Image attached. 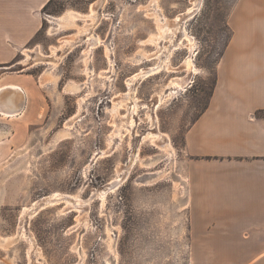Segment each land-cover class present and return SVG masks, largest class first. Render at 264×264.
Returning <instances> with one entry per match:
<instances>
[{"label":"rangeland","instance_id":"1","mask_svg":"<svg viewBox=\"0 0 264 264\" xmlns=\"http://www.w3.org/2000/svg\"><path fill=\"white\" fill-rule=\"evenodd\" d=\"M41 14L5 68L36 87L22 115H0V264H254L264 247L193 245L183 145L229 42L264 49V0H50Z\"/></svg>","mask_w":264,"mask_h":264},{"label":"crops","instance_id":"2","mask_svg":"<svg viewBox=\"0 0 264 264\" xmlns=\"http://www.w3.org/2000/svg\"><path fill=\"white\" fill-rule=\"evenodd\" d=\"M49 1L0 0V115H22L34 93L35 78L5 68L40 32ZM232 43L207 105L184 134L190 215L200 223L193 245L264 247V49L237 51Z\"/></svg>","mask_w":264,"mask_h":264},{"label":"bare ground","instance_id":"3","mask_svg":"<svg viewBox=\"0 0 264 264\" xmlns=\"http://www.w3.org/2000/svg\"><path fill=\"white\" fill-rule=\"evenodd\" d=\"M198 1V0H197ZM195 2V1H194ZM199 3V2H198ZM97 4H99L98 2H96V4H94V3H92V5H91V7H92V15H90L91 17H94L95 16V14L96 13H94L95 12V6L97 5ZM90 11H91V9H90ZM72 16H74V14H71ZM81 15H79V17H80ZM90 16H89V18H90ZM181 18H182V16H179L177 19H176V21L175 22H169V21H167L166 19H164V21L163 20H158L157 18V20L158 21H160L161 22V25L160 26H158V28H160V35H159V37H163L164 38V36H168V35H166V32L167 31H169L170 30V32H172V34L174 33L175 34V32L180 28L181 29V22H180V20H181ZM87 24V23H86ZM179 24H180V27H179ZM83 27V26H82ZM81 28V27H80ZM85 28H86V25H85ZM180 34H181V32H180ZM158 35V34H157ZM182 36H184V38H186V41H187V46L189 47V48H191L192 47V39L188 36V35H186V33L185 32H183V29H182ZM77 37V36H76ZM65 38V37H64ZM152 38V37H151ZM150 38V39H151ZM155 38V37H154ZM156 40H157V38H155ZM155 39H154V42H156L155 41ZM74 40H75V38H74ZM69 41V40H68ZM71 43V42H70ZM160 52V51H159ZM38 60V59H37ZM163 62V61H162ZM161 62V63H162ZM183 65L186 67V68H190L191 67V65H192V60H191V58L190 57H188V58H186L185 60H184V62H183ZM161 66V65H160ZM159 71V66H155V67H153V68H150V69H148V70H145L144 72H143V75H147V74H149V73H156V72H158ZM142 75V74H141ZM173 84H176V85H179L180 83L178 82V81H174L173 82ZM133 89L134 88H130V91L127 93V94H125L124 96H123V99H125V100H123V101H125V102H127L128 100H130V99H132V93L133 92H131V91H133ZM134 97V96H133ZM121 101V100H120ZM116 104V103H115ZM126 104V103H125ZM131 105L129 106V109H130V113H133L135 110H136V108L138 107V103H137V101L136 100H132L131 101V103H130ZM19 109H21V107H19V108H17L16 110H13V111H11V110H4L3 112L4 113H7V114H9V115H14V114H16V113H18V111H19ZM115 109V108H114ZM119 117V116H118ZM123 118V117H122ZM124 119V118H123ZM123 119H116V118H114V123H115V127L117 128V127H121L122 125V121L121 120H123ZM124 121V120H123ZM115 128V129H116ZM118 129V128H117ZM121 129V128H120ZM128 129V128H127ZM119 132V131H118ZM121 132V131H120ZM62 134V133H61ZM120 134V133H119ZM148 135H149V133H148ZM160 134H158V135H154V134H152L151 135V137L153 138V141H155V142H158V140L160 139ZM163 137V136H162ZM161 145V144H160ZM132 159V158H131ZM133 161V160H132ZM115 185H117L116 183L113 185V187L115 186ZM109 188V187H108ZM112 188V187H111ZM75 198V197H74ZM57 199V198H56ZM69 199V198H68ZM50 201L52 200V198L51 199H49ZM53 201V200H52ZM84 203V202H83ZM82 203V204H83ZM69 204H71V203H69ZM77 204H81V202L80 201H77V203L75 204H73V206H76Z\"/></svg>","mask_w":264,"mask_h":264}]
</instances>
